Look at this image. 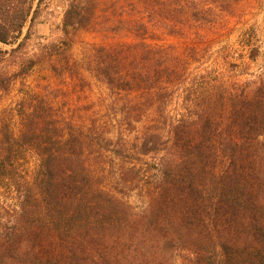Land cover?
Segmentation results:
<instances>
[{
	"label": "trees",
	"instance_id": "obj_1",
	"mask_svg": "<svg viewBox=\"0 0 264 264\" xmlns=\"http://www.w3.org/2000/svg\"><path fill=\"white\" fill-rule=\"evenodd\" d=\"M103 1L66 0L60 41L7 73L43 0H0V44L11 47H0V96L43 63L84 96L29 91L17 133L0 125V188L15 199L0 222V264H264V68L251 66L262 59L253 18L263 4L128 0L116 23L132 41L73 60L74 36L96 25ZM83 71L107 98L86 96Z\"/></svg>",
	"mask_w": 264,
	"mask_h": 264
},
{
	"label": "rangeland",
	"instance_id": "obj_2",
	"mask_svg": "<svg viewBox=\"0 0 264 264\" xmlns=\"http://www.w3.org/2000/svg\"><path fill=\"white\" fill-rule=\"evenodd\" d=\"M258 4H263L261 9L256 12L253 20L258 25L259 38L262 41L261 53L262 59H258L256 63H253L252 70H262L264 68V13L262 9L264 6V0H251L249 3L245 4L243 7L250 9V11H255ZM66 0H43L40 5L38 16L36 17L33 26L31 28V35L26 41L25 46L22 51H20L17 56L6 58L2 64V68L7 73H12L17 70V65L20 58L24 59L31 57L39 52L40 48L44 44L57 43L60 41L62 34L60 31V21L61 16L66 8ZM128 19V0H104L100 5L97 12L96 25L87 31L78 32L71 43L70 46V56L73 60L79 62L82 61L83 57L90 51L91 47L100 44H115L117 42H128L132 41V37L128 35V29L123 30L119 26L118 19ZM253 22V21H250ZM249 22V23H250ZM117 26L121 30L118 31ZM245 25H237L235 32L230 37L231 42L235 40L237 33L243 29ZM167 42H177L175 39H167ZM223 43L219 41L215 42L213 46L221 45ZM183 46V44H180ZM2 49L9 50L10 46H4L0 44ZM84 78L91 83L92 86H88L86 89V96L89 99L95 100L99 96L107 98L109 91L101 85L99 82L92 79L89 73L83 71ZM66 78V77H65ZM63 79H59L56 75H53L49 70L48 64L43 63L37 65L30 73L26 76L17 78L14 84H12L10 90L0 96V125L2 123H8L13 133L16 134L19 129V121L15 116V111L19 105L22 97L29 91L40 96L45 94L47 91H54L61 89L70 92L69 96L73 104L83 103L84 96L74 92L73 90L77 86H73L72 81L66 80L62 82ZM84 94V95H85ZM31 95V97L33 96ZM60 98H58V97ZM54 99V104L62 105L63 99L62 95L57 94ZM30 97V96H29ZM58 98V99H57ZM57 99V100H56ZM69 102V103H71ZM115 118V123L116 119ZM140 129L141 125H136V129ZM115 135L113 131L112 137ZM124 139H128V133H124ZM26 159V160H25ZM21 163V169L25 175L29 176V173L33 171L36 165V159L33 154H27L26 158ZM4 183L0 182V186ZM0 188V222L8 221L12 215H14L15 210V199L13 194L6 192ZM124 195L128 198L129 202L141 209L145 206V200L136 195V191L129 193L127 190H122Z\"/></svg>",
	"mask_w": 264,
	"mask_h": 264
},
{
	"label": "crops",
	"instance_id": "obj_3",
	"mask_svg": "<svg viewBox=\"0 0 264 264\" xmlns=\"http://www.w3.org/2000/svg\"><path fill=\"white\" fill-rule=\"evenodd\" d=\"M261 11H262V13H264V6H263V9Z\"/></svg>",
	"mask_w": 264,
	"mask_h": 264
}]
</instances>
